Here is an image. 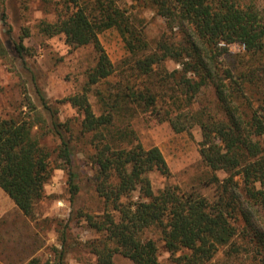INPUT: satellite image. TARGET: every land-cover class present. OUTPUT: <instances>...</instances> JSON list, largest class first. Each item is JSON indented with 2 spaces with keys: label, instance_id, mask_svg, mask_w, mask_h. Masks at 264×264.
Returning <instances> with one entry per match:
<instances>
[{
  "label": "trees",
  "instance_id": "1",
  "mask_svg": "<svg viewBox=\"0 0 264 264\" xmlns=\"http://www.w3.org/2000/svg\"><path fill=\"white\" fill-rule=\"evenodd\" d=\"M133 2L151 7L165 21L167 33L152 47L116 0H61L55 20L39 25L46 36L62 35L70 46H91L95 53L83 91L66 99L82 115L80 132L88 135L93 150L89 159L94 171L88 182L104 206L99 216L76 212L99 233L92 252L99 264H118L116 255L132 264H162L158 244L148 235L156 230L175 264H216L221 251L228 256L244 252L252 258L250 264L255 256L264 264V229L243 208L239 212L245 225L239 227L232 205L236 192H242L247 206L264 211V14L241 0ZM108 29L118 31L133 58V71L148 83L162 62L177 63L178 93L161 101L148 85L135 89L111 81L116 76L114 64L100 40ZM233 44L240 45L248 59L258 56L257 67L240 71L223 64ZM13 48L26 65L30 51L23 37L13 42ZM208 87L218 109L192 111L194 98ZM90 92L97 96L100 113L92 107ZM40 100L49 122L40 112L0 117V188L28 218L34 216L58 164L66 168L71 203L81 189L72 164V126ZM159 101L163 119L175 131L200 127V154L213 172L212 182L222 187L216 200L186 193L177 184L154 190L151 172L171 174L161 150L145 147L133 128H122L117 120L135 106L152 111L149 108L156 109ZM45 127L41 133L35 131ZM49 132L59 140L56 155L40 142ZM219 170L228 173L221 182ZM63 252L58 254L59 264H64ZM27 264H36V259Z\"/></svg>",
  "mask_w": 264,
  "mask_h": 264
},
{
  "label": "rangeland",
  "instance_id": "2",
  "mask_svg": "<svg viewBox=\"0 0 264 264\" xmlns=\"http://www.w3.org/2000/svg\"><path fill=\"white\" fill-rule=\"evenodd\" d=\"M130 15L134 25L139 28L152 47L163 34L167 33L163 17L149 6L136 4L133 0H116ZM244 4L257 7L264 14V0H241ZM61 0H0V117L18 118L26 114L40 112L49 122V112L40 105L43 98L48 106L57 110L61 122L72 126L73 169L78 175L81 189L70 202L66 168L58 164L45 184V196L34 209V216L28 218L22 214L10 197L0 188V264H27L36 259V264H59L58 254L63 249L64 264H99L92 252L93 244L100 238L99 233L90 228L83 215L76 217L77 211L99 216L103 213L102 200L90 188L88 177L94 169L89 155L92 148L88 135L80 131L79 121L82 115L72 107L67 98L81 93L86 84V72L95 63V53L91 46L73 47L67 44L62 35L46 36L39 25L44 20L56 18V7ZM5 15V16H4ZM23 37L24 45L30 54L25 56L26 65L16 55L13 42ZM100 40L114 64L116 76L111 81L127 84L135 89L151 87L158 99H169L178 93L176 81L180 66L168 59L157 68L154 81L136 76L133 71L131 55L116 29H108L100 34ZM260 63L258 56L247 58L240 45L230 46V52L223 64L233 66L240 71ZM95 92L98 88L93 86ZM256 97V95L254 94ZM89 100L96 113L101 106L94 92ZM152 111L135 109L118 116V126L129 125L145 147L157 146L161 150L171 171L166 177L151 172L150 178L155 191L165 185L177 184L186 193L199 194L208 200L218 198L222 187L212 182L213 172L203 160L200 149L202 134L198 125L175 131L161 109L160 101ZM192 111L216 112V100L212 88L200 92L190 106ZM159 111L160 113H157ZM48 128L35 129L41 133ZM41 144L56 155L59 140L53 132L40 137ZM60 162V161H59ZM221 182L228 176L223 170L216 172ZM232 201L237 215V225L244 222L239 209L250 214V219L264 229V211L259 207L247 206L242 192H236ZM148 235L158 244V257L162 264H175L165 249L156 230ZM252 237V236H250ZM118 264H132L121 255L115 256ZM252 258L246 253L228 256L219 252L216 264H250ZM253 264H262L257 256Z\"/></svg>",
  "mask_w": 264,
  "mask_h": 264
}]
</instances>
